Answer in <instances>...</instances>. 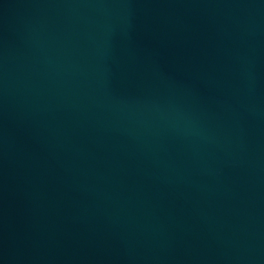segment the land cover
Returning a JSON list of instances; mask_svg holds the SVG:
<instances>
[{
  "label": "water",
  "instance_id": "1",
  "mask_svg": "<svg viewBox=\"0 0 264 264\" xmlns=\"http://www.w3.org/2000/svg\"><path fill=\"white\" fill-rule=\"evenodd\" d=\"M0 264H264V0H0Z\"/></svg>",
  "mask_w": 264,
  "mask_h": 264
}]
</instances>
